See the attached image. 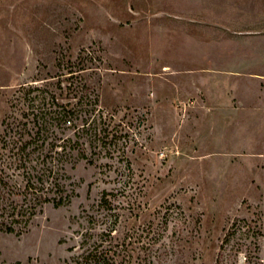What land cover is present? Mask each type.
Wrapping results in <instances>:
<instances>
[{
    "label": "rangeland",
    "instance_id": "374dc122",
    "mask_svg": "<svg viewBox=\"0 0 264 264\" xmlns=\"http://www.w3.org/2000/svg\"><path fill=\"white\" fill-rule=\"evenodd\" d=\"M84 85L92 127L44 143L79 139L73 198L0 228V264H66L90 214L112 220L104 190L165 264H264V0H0V131L37 130L26 87L69 104Z\"/></svg>",
    "mask_w": 264,
    "mask_h": 264
},
{
    "label": "trees",
    "instance_id": "16d2710c",
    "mask_svg": "<svg viewBox=\"0 0 264 264\" xmlns=\"http://www.w3.org/2000/svg\"><path fill=\"white\" fill-rule=\"evenodd\" d=\"M68 72L72 73L70 75L72 76L74 70ZM33 88L39 89L40 92L31 94ZM88 88L89 86L85 85L77 86V91L82 92L80 98L75 103L65 104L58 101L55 95L53 103H50L47 95L43 94L44 89L38 86L26 87L28 111H32L38 128L35 132L27 131L26 121V142L22 145H18V137L9 135L7 128L4 132L0 131V143H3L0 146V228L2 230L23 232L32 218L42 211L45 204L52 203L59 207L71 202L74 191H69L63 182L67 169L65 162L70 160L73 150L79 148L80 141L70 135L60 136L57 132L49 146L44 147V143L45 138L48 137L49 126L73 128L75 136H78L80 131L92 127L95 119L89 122V116L82 114L87 110L85 105L90 104ZM78 120L84 122L79 124ZM5 123L4 119L2 124ZM6 124H8L6 127L10 126L9 123ZM40 139L42 143H39ZM78 150L83 157L87 156L83 148ZM19 166L24 167L26 171L23 186L18 185L13 177L20 174L10 172L14 167L17 169ZM111 194H114L113 191L111 193L104 190L98 204L102 208L111 210L112 220H109L108 213L101 216L90 214L91 225L78 231L77 243L68 247L72 254L66 264H165L166 260L163 257L165 251L157 246L162 236L161 231H155L151 222L142 230L129 229L121 233L117 227L119 213L114 209Z\"/></svg>",
    "mask_w": 264,
    "mask_h": 264
}]
</instances>
